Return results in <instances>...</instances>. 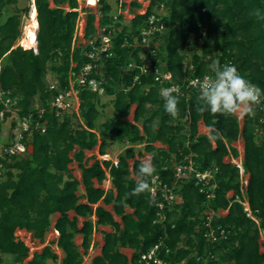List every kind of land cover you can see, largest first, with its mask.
Returning <instances> with one entry per match:
<instances>
[{
    "label": "trees",
    "instance_id": "16d2710c",
    "mask_svg": "<svg viewBox=\"0 0 264 264\" xmlns=\"http://www.w3.org/2000/svg\"><path fill=\"white\" fill-rule=\"evenodd\" d=\"M13 2L0 0V15ZM65 2L68 11L62 6ZM99 4V25L113 27V54L99 62L101 76L95 71L91 76L102 81L103 96L112 98L115 112L111 119L99 124V96L86 89L78 93L76 122L75 114L64 112L56 116L49 107L57 91L48 88L46 74L54 75L59 88H64L69 70L77 71L88 62L82 54L85 47L72 44L77 19L73 9L78 7L77 1L33 0L36 53L14 47L20 36L19 10L0 24V90L8 93L4 99L16 101L20 118L34 119L30 141H26L30 150L24 156H12L5 163L8 170L0 182V262L6 264L4 257L8 256L11 264H21L28 248L16 241L15 230L31 233L32 238L42 243L51 227V217L57 214L53 229L58 233L57 247L63 252L60 264L82 263L94 226L108 227L110 232L102 233L101 253L91 264H139L140 255L156 245H160L158 257L168 264H264V252L260 251L264 244L258 242L260 236L264 239L261 111L243 116L240 126L235 116L198 112L199 91L190 89L179 95L180 114L174 119L164 110V100L152 77L126 69L127 64L140 62L141 49L133 45V37L145 26L153 7L162 5L166 11L161 19L166 41L158 53L172 74L173 84H181L186 75L199 78L211 75L209 65L218 59L221 65L234 64L241 75L264 90V21L252 15L256 8L264 12V0H150L145 14H135L121 28L118 27L122 15L112 23L107 0H99ZM131 8L140 6L132 2ZM27 10L20 12L27 14ZM85 18L83 38L88 40L96 34V16L88 13ZM199 29L204 31L203 37ZM190 35H194V45L200 53L192 54L191 60L185 62L182 52ZM190 66L192 69L187 70ZM137 75L139 78L132 83ZM35 103L39 108L33 107ZM261 104L264 105V98ZM132 105L135 106L132 121H126ZM199 121L209 128L208 135L198 134ZM217 134L218 138L209 139ZM239 137L243 141L242 167L248 175L244 192L257 224L246 216L241 200L235 198L240 195L238 169L223 161L229 153L237 157L236 149L230 145ZM156 142L166 148H156ZM113 143L127 145L117 156L116 165L96 159L88 165L86 151L98 145V154L104 156L105 148ZM136 145H142V149L135 152ZM143 154L155 165L156 187L172 186L179 193L180 202L169 207L159 193L126 198L125 194L135 186L134 175ZM188 161L198 172L212 170L214 181L201 190L194 180H177L174 166ZM72 162L77 164L79 180L70 174L68 166ZM105 173L111 184L107 191L101 188ZM213 183L216 186L208 190ZM229 191L234 194L231 198L226 197ZM211 193L213 197L207 198ZM159 203H164L162 209L158 208ZM106 206L111 207V212L104 209ZM126 209L132 213H126ZM218 210L227 213L214 215L207 224L209 213ZM68 212L74 213L71 219ZM160 215L164 219L157 222ZM78 218L84 220L80 228ZM218 227L224 229V236L218 234ZM210 229L215 231V240L205 236ZM78 234L82 236L83 254L73 242ZM123 248L133 251L129 259L120 252ZM56 261V255L44 247L33 254L28 264Z\"/></svg>",
    "mask_w": 264,
    "mask_h": 264
},
{
    "label": "built area",
    "instance_id": "2783aa9c",
    "mask_svg": "<svg viewBox=\"0 0 264 264\" xmlns=\"http://www.w3.org/2000/svg\"><path fill=\"white\" fill-rule=\"evenodd\" d=\"M78 3V7L76 9H73L77 13V19L75 23V31L73 34V44H82L85 47V50L82 52L84 58L88 60L87 63H85L81 68H79L77 71L69 70L68 76H67V87L59 88L58 84L56 82L49 84L50 90H56L57 95L54 96V98L50 101L49 107L51 110L54 111L56 116H59L63 114L68 108H75V111L78 110L79 106V100H78V93L81 89H86L92 93H96L98 96H103L104 94V87L102 86V81L96 79L95 77H92L93 71L101 76V73L99 71L100 64L103 59L112 57V25H109L107 27L100 26L98 22V16L96 17V34L93 38L84 40V28L86 25V15L90 11H86V8L89 7H95L97 9V14L99 15V8L101 7L99 4V0H92L94 2L93 5H89L91 0H76ZM141 0H133V2H136L137 4L140 3ZM109 4V2H107ZM124 4L123 0H117L116 8L114 14L111 15L112 23H116L118 21V16L123 15L122 8L125 7L122 6ZM82 5V7H80ZM110 5V4H109ZM141 9L142 5H140ZM150 6V0H147V5L145 6V9L139 11L136 14H145ZM128 11L130 8L128 7ZM164 10L162 5L154 6L152 9V13L148 16L146 20L145 26L141 27L139 30L138 36H134L133 39L137 42V47L141 48V53L139 56L140 62L137 63H129L126 66V69H134L138 70L139 75L142 77L149 76L152 77L153 83L159 88V92L161 88L164 87H171L175 85L180 89V96L185 95L187 91L190 89L198 90L196 87L197 82L202 81L204 76L209 75L206 74L202 76L201 78L196 76H189L186 75L184 77V80L181 84H173L172 80V74L166 69V66L162 65L163 63H160L159 59V53L155 51L156 49L153 48L152 44V37L157 36L161 33H165V28L163 24L161 23V19L163 18L164 13H161ZM111 30H108L107 28H110ZM200 28V25L198 26ZM199 33L201 36H204V31L199 29ZM35 36H36V30H35ZM193 38L194 35H191ZM82 38V41L79 42V39ZM202 39L198 38V41L200 42ZM134 45V44H133ZM19 47H21L18 44ZM136 46V45H134ZM17 47V46H15ZM33 50V49H32ZM36 52V47H35ZM161 60V59H160ZM230 64V63H229ZM74 67L75 65H71ZM187 70H191L192 67L186 68ZM186 70V71H187ZM139 76H135L133 78V82L135 83ZM182 88L184 91H182ZM199 91V90H198ZM8 93L3 92L0 90V105L2 106L0 110V126L4 122H8V118H12L11 123L9 122V127L11 125H14V128H11L10 131V140L9 143L7 142L1 149H0V182H2L1 177L3 172L1 171L3 168H5V163L10 160L12 156H21L25 155L28 152V146L26 145L27 141V134L30 132V126L31 123L34 122V119L31 116H25L23 118H20L17 115V109L15 108L16 101L12 100L10 98L4 97ZM72 98H74L75 101H77L76 104H74ZM72 108V110H74ZM256 113H259L261 111V120H264V105L260 104L259 106H256ZM42 111V110H41ZM40 111V113H41ZM37 125V123H36ZM43 132V130H42ZM243 153V152H242ZM232 158V157H231ZM1 160L4 161V163H1ZM239 170H241V174L239 173L240 177V190L242 191L247 186V177H244V184H242V176L244 175V170L242 167V157L238 164H234ZM242 175V176H241ZM174 176L177 180L181 181H190L194 180L195 185H201L200 189L207 187L209 184V181H214V172L212 170H206L203 172H198L193 167V164L191 161H188L187 164H179L174 166ZM247 178V179H246ZM156 180L157 177L154 176L151 181V188L152 192L151 195L155 196L156 193H159L161 197L164 200V203L169 205V207L172 204H177L178 196L174 192L173 187H169L167 184H163L161 187H156ZM215 183L212 185H209V187H214ZM208 187V190H209ZM206 197H213V194H207ZM164 203H159L158 208L162 209L164 206ZM248 206V205H247ZM249 208V207H248ZM248 208L246 211L248 212ZM250 210V209H249ZM245 211V210H244ZM246 213V216L249 217L252 221H254L257 224L256 219L249 214ZM251 212V211H250ZM212 213V212H211ZM207 216V224L211 221L212 215ZM161 214V213H159ZM164 219V216L160 215V219L157 220V222H160ZM18 230V229H17ZM219 235H225L226 232L221 227L217 228ZM21 230H18L17 233H14L16 241L22 242L27 248L28 243L31 242V235L28 237V239H25V234H20ZM24 231V230H23ZM26 232V231H25ZM24 232V233H25ZM215 234V231L210 229V231L205 235L208 238H211L212 240H215L216 237L213 235ZM159 247L160 245H156L152 247L148 252L141 254L139 258V264H168L166 261L162 260L158 257L159 254ZM29 249V248H28ZM168 250H165V253L167 254ZM0 264H3L0 262ZM18 264V263H14Z\"/></svg>",
    "mask_w": 264,
    "mask_h": 264
},
{
    "label": "rangeland",
    "instance_id": "374dc122",
    "mask_svg": "<svg viewBox=\"0 0 264 264\" xmlns=\"http://www.w3.org/2000/svg\"><path fill=\"white\" fill-rule=\"evenodd\" d=\"M124 1V5H125V7L124 8H122V19H121V21H120V27H118V28H121V26H123V25H125V24H127L132 18H133V16L136 14V13H138L139 11H141V10H143V9H145V6L147 5V0H141L140 1V3H138V4H140V5H142V7H141V9H139V10H137V9H132L131 8V3L133 2V0H123ZM107 2H109V4H110V6H111V12H110V14L112 15V14H114L115 13V9H117L116 8V3H117V0H107ZM62 6H63V8H64V10H66V11H68V6H67V3L65 2V3H63L62 4ZM51 7H53V4H51ZM80 7H82V5L80 6ZM128 7L130 8V10L128 11L127 9H128ZM24 8H27L28 10H27V14H24V13H21L20 11L22 10V9H24ZM15 10H19L18 11V16H19V18H20V25H19V30H20V36H19V38L21 37V35H22V32H23V29H24V27L27 25V23H28V21L30 20V17H31V15H32V13H33V0H15V2H13V3H11V4H9V5H6L5 6V8L3 9V11H2V13H1V17H0V24L1 23H3L9 16H11V15H13L14 13H16V11ZM86 11L88 12V11H90L89 13H92V14H97V9L95 8V7H89V8H86ZM161 13H166V11L165 10H163ZM36 16V15H35ZM98 15H96V17H97ZM96 20V19H95ZM95 23H96V21H95ZM164 34L165 33H161V34H159V35H157V36H153L152 37V44H153V48L154 49H156L155 51H157V52H159V50H160V46H162V45H164V43H165V41H166V37L164 36ZM19 38L17 39V40H15V42H14V45L15 46H18V40H19ZM201 39H202V37H201ZM194 40H195V38H193L191 35L189 36V39H188V42H187V45H186V47H185V49L183 50V55H184V60H185V62H189L190 60H191V56H192V54H199L200 53V49H198L197 47H195V45H194ZM82 41V38H80L79 39V42H81ZM201 42H202V40L199 42L198 41V43L199 44H201ZM72 44H73V39H72ZM133 44L134 45H136V46H138L137 45V42L135 41V39H133ZM76 45H78V44H76ZM14 46V47H15ZM36 47V46H35ZM35 47L33 48V53H36L35 52ZM140 48V47H139ZM141 49V48H140ZM25 50V49H24ZM29 50V49H28ZM140 53H141V51H140ZM212 54H214V52L212 53ZM159 61H160V63H163L162 65L164 66H166V64H165V62H163L162 60H160L159 59ZM1 66V65H0ZM55 77H54V75H52V74H50V73H47L46 74V76H45V81H46V84L49 86V84H51V83H54L55 82ZM111 97H109V96H99L98 97V102H97V107H98V109L100 110V116H99V118L97 119V124H99V123H102V122H104V121H106V120H109V119H111L114 115H115V112H114V110H113V108H112V106H111ZM72 100H73V102H74V104H76L77 103V101H75L74 100V98H72ZM33 107L34 108H39V104L38 103H35V104H33ZM73 108V107H72ZM72 108H68L65 112H66V114H75V116L76 117H73V120H74V122H76V120L78 119V110L77 111H75V108H73L74 110H72ZM134 108H135V106L134 105H132L131 107H130V109L133 111L134 110ZM132 113V112H131ZM236 118H237V120H238V122H239V125L241 126L242 125V121H243V117H240V116H235ZM125 120L126 121H130L131 120V114L129 115V116H127L126 118H125ZM7 121L8 122H4L1 126H0V149L8 142L9 143V140H10V131H11V128H14V125H11L10 127H9V122L11 123V121H12V118L10 117V118H8L7 119ZM197 132H198V134L199 135H208V133H209V128H206L203 124H202V122L201 121H199L198 122V127H197ZM9 136V137H8ZM27 138H28V142L30 141V134L28 133L27 134ZM9 139V140H8ZM156 148H164L163 146H161V144L160 143H158V142H156V144L154 145ZM231 147H233V148H235L236 149V151H237V157H232V155H230V153H229V156H226L225 158H224V162L225 163H231V164H238L239 165V162H240V160H241V157H242V152H243V141H242V139L239 137L238 139H237V141H235V142H233V143H231V145H230ZM98 145L97 146H95L92 150H89V151H86L85 152V158H89V161H88V165H90L92 162H93V160L94 159H96V160H98L99 162H102V160H109L111 163H113L114 165H116V163H117V156L119 155V154H121L122 152H123V150L125 149V147H127V145L126 144H123V143H113V144H111L110 146H108V147H106L105 148V152L107 153V155H104V156H100L99 154H98ZM228 148V147H227ZM142 149V145H136L135 146V152H137L138 150H141ZM27 150H30V146H28V149ZM28 153V152H27ZM21 156H24V155H21ZM232 157V158H231ZM143 159H150V157L147 155V154H143V158L141 159V160H143ZM10 161H7V163H9ZM131 162L132 161H129V164H131ZM68 168H69V170H70V174L73 176V177H75L76 179H80V172H79V170H78V168H77V164L75 163V162H72V163H70L69 164V166H68ZM237 168V167H236ZM238 169V168H237ZM8 169L7 168H3L1 171L3 172V174H2V177H1V180L3 181L4 179H5V177H6V171H7ZM239 173L241 174V170H239L238 169V175H239ZM105 179L103 180V182H102V184H101V188L102 189H105V190H107L108 188H109V181H110V178H109V176H108V174L107 173H105ZM242 176V175H241ZM244 177H247L248 178V175L246 174V173H244V175L242 176V179L244 178ZM246 178V179H247ZM248 181V180H247ZM239 183H240V177H239ZM245 182H244V179H243V181H242V184H244ZM241 184V183H240ZM96 185V184H95ZM111 185V184H110ZM216 186V185H215ZM214 186V187H215ZM214 187H209V190H212V188H214ZM240 191V195H236L235 196V198H236V200H241V204H242V206H243V211L245 210L246 211V209L249 207V206H247L248 205V203H247V201H246V195H245V192H244V189L241 191V190H239ZM244 193V194H243ZM177 196H178V199H177V202H180V195H179V193H177ZM234 196V194H233V192L232 191H229V192H227V194H226V197L227 198H231V197H233ZM109 208V207H108ZM107 208V209H108ZM244 211V212H245ZM131 212L132 211H127L126 213H130L131 214ZM212 213L210 214V215H212V217L215 215H220V216H225L226 215V213H227V210H218L217 212H213V211H211ZM247 212V211H246ZM247 214H249L251 217L253 216L252 215V213L250 212V210H249V208H248V212H247ZM72 215H74V213L72 214V213H70V216H72ZM81 219V218H80ZM115 220L117 221V222H120V219L119 218H115ZM53 221V217H51V222ZM84 220L82 219V222H83ZM79 223V222H78ZM100 229V228H99ZM101 230H104L105 232H108L109 231V229H106V228H104V229H101ZM49 232L45 235V239L44 240H52V236L53 235H50L52 232H51V230L49 229L48 230ZM18 232V230H15V233H17ZM98 232H99V230L97 229V227H96V232H94V240H95V245H94V248H93V250H92V252L94 251V250H96L97 249V245H98V243L100 242V240H98ZM20 234H22V235H24L25 233L24 232H22V231H20ZM31 234H29L28 232L25 234V239H28V237L30 236ZM32 237V236H31ZM101 238H102V235H101ZM31 239V238H30ZM90 239H91V237H90ZM35 240V241H34ZM37 242H39V240L38 239H34L33 238V240L31 239V242H29L28 243V248H29V255L34 251V250H39V247H38V243ZM260 244H264V239H262V237L260 236V238H259V241H258ZM260 251L261 252H264V246H261V248H260ZM95 254V253H94ZM96 254H98V251L96 252ZM127 254H128V256L129 257H131V252L130 251H128L127 252ZM9 258H8V256H5L4 257V263H8L9 261H10V259L8 260ZM28 259H25V261H27ZM88 260H90V258L89 259H87V261ZM51 264H57V262H52Z\"/></svg>",
    "mask_w": 264,
    "mask_h": 264
},
{
    "label": "clouds",
    "instance_id": "9594fccd",
    "mask_svg": "<svg viewBox=\"0 0 264 264\" xmlns=\"http://www.w3.org/2000/svg\"><path fill=\"white\" fill-rule=\"evenodd\" d=\"M252 15L257 20L264 21V12L261 9H254ZM209 69L211 75L204 76L196 84L199 90L197 111L210 112L213 115L254 116L255 107L264 98V90L241 75L234 64L221 65L218 59H214ZM179 93L180 89L175 85L161 88L159 92L164 100V110L174 119L180 114ZM214 138H218V134L209 137L210 140ZM155 172L156 168L151 159L141 160L134 175L135 186L131 192L125 194L126 198L151 193V181Z\"/></svg>",
    "mask_w": 264,
    "mask_h": 264
},
{
    "label": "crops",
    "instance_id": "0c3cea01",
    "mask_svg": "<svg viewBox=\"0 0 264 264\" xmlns=\"http://www.w3.org/2000/svg\"><path fill=\"white\" fill-rule=\"evenodd\" d=\"M132 112V113H131ZM133 112H134V110L132 111L131 109H130V113H129V115L131 114V120L130 121H132V118H133ZM128 115V116H129ZM156 143H154V145H155ZM162 146V145H161ZM164 147V146H163ZM98 148V147H97ZM166 147H164L163 149H165ZM106 153V152H105ZM106 155H107V153H106ZM79 180V179H78ZM109 183V188L107 189V190H110L111 189V185H110V181L108 182ZM80 188H81V190H82V187L80 186ZM104 191H107V190H105V189H103ZM113 192H114V190H113ZM84 200H82V202H83ZM99 205H101L102 206V203H99ZM109 207V208H108ZM108 208V209H107ZM104 209L106 210V211H109V212H111V207L110 206H106V207H104ZM126 212L127 211H129V209H126L125 210ZM130 211H132V210H130ZM70 213H72L73 214V212H68V218L69 219H71L74 215H72V216H70ZM132 213V212H131ZM53 217V221L51 222V227H50V230H51V234L50 235H53L52 237V240H43V242L41 243V242H37L38 243V247H39V250H34L30 255H29V249H28V255H27V257L25 258V259H28L27 261H25V259L22 261V263L21 264H28V262L32 259V257H33V254L34 253H40L41 252V250L44 248V247H48L50 250H51V252L53 253V254H55L56 255V257H57V264H60V261H61V259L63 258V252L57 247V239H58V233L56 232V231H54V229H53V224L55 223V221H56V219H57V217H58V215L57 214H55V215H53L52 216ZM115 218H118V217H115L114 216V219ZM78 220V228H80L81 227V225H82V219H80V218H78L77 219ZM92 220H94V218H92ZM96 227H97V229L99 230V232H98V240H100V242L98 243V247H97V249L96 250H94L93 252H92V250H93V248H94V245H95V240H94V232H96ZM100 228V229H99ZM104 228H106V229H109L108 227H102V226H94L93 227V229H92V234H91V239H90V242H89V245H88V249H87V252L83 255V257H82V263L81 264H91V260L94 258V257H96V256H99L100 255V253H101V248H102V246H103V240H102V238H101V235H102V233H109L110 232V229H109V231L108 232H105L104 230H101V229H104ZM22 232H25V231H23V230H21ZM49 232V231H48ZM47 232V233H48ZM27 232H25V234H26ZM46 233V234H47ZM29 234H31V233H29ZM45 234V235H46ZM31 239L33 240V238L31 237ZM44 239H45V236H44ZM35 241V240H34ZM73 242H74V244L78 247V250L80 251V253L81 254H83V250H82V248H81V242H82V236L80 235V234H78V235H75L74 236V239H73ZM98 251V254H96V252ZM128 251H130L131 252V255H132V250H130V249H126V248H123V249H120V252L122 253V254H124L128 259L130 258L129 256H128V254H127V252ZM95 253V254H94ZM9 259H10V261H11V258L10 257H8ZM90 258V260H88L87 261V259H89ZM8 259V260H9ZM10 261L8 262V264H11L10 263Z\"/></svg>",
    "mask_w": 264,
    "mask_h": 264
},
{
    "label": "bare ground",
    "instance_id": "6f19581e",
    "mask_svg": "<svg viewBox=\"0 0 264 264\" xmlns=\"http://www.w3.org/2000/svg\"><path fill=\"white\" fill-rule=\"evenodd\" d=\"M94 2L91 0L89 5H93ZM33 13L28 21L27 25L24 27L21 37L18 40V44L25 50L33 49L36 46L35 30L37 29V21L35 8L33 5Z\"/></svg>",
    "mask_w": 264,
    "mask_h": 264
}]
</instances>
